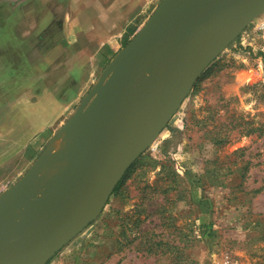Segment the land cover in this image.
<instances>
[{"label": "rangeland", "instance_id": "1", "mask_svg": "<svg viewBox=\"0 0 264 264\" xmlns=\"http://www.w3.org/2000/svg\"><path fill=\"white\" fill-rule=\"evenodd\" d=\"M24 1L15 0L20 17ZM13 7L0 0V15L7 18ZM262 21L264 12L206 64L160 134L124 169L101 212L47 264H264V29L255 27ZM41 55L34 53L26 68L24 54L17 56L15 92L32 98L33 133L17 152V178L1 194L42 154L62 172L68 155L81 153L75 135L82 130L66 124L91 87L54 91L65 63L39 64ZM149 67L157 78L139 69L130 80L146 103L159 93L154 82L162 76L155 63ZM43 109L48 114L40 119Z\"/></svg>", "mask_w": 264, "mask_h": 264}, {"label": "water", "instance_id": "2", "mask_svg": "<svg viewBox=\"0 0 264 264\" xmlns=\"http://www.w3.org/2000/svg\"><path fill=\"white\" fill-rule=\"evenodd\" d=\"M168 3H160L67 122L68 129L82 130L75 135L80 156L68 155L65 170L46 182L44 167L54 163L42 154L0 195V264H46L95 219L196 76L264 12V0H219L170 16ZM150 63L162 76L155 81L159 93L146 103L130 80L139 69L150 74Z\"/></svg>", "mask_w": 264, "mask_h": 264}, {"label": "crops", "instance_id": "3", "mask_svg": "<svg viewBox=\"0 0 264 264\" xmlns=\"http://www.w3.org/2000/svg\"><path fill=\"white\" fill-rule=\"evenodd\" d=\"M162 1L25 0V12L20 17L18 2L10 0L12 11L7 18L0 15V85H6L8 92L2 94L0 86V194L17 178V152L26 149L33 133L32 98L26 94L18 99L15 92V70L20 67L17 56L24 54V68L32 64L34 53H42L39 64L64 61L66 71L54 88L56 92H67L76 84L92 89L151 21ZM216 1L219 0H169L167 13L172 16ZM3 20L6 23L1 25ZM20 20L24 28L18 30ZM34 26H39L35 35ZM17 40H21L20 45ZM26 79L25 73L24 83ZM43 114H48L47 109L38 114L40 119Z\"/></svg>", "mask_w": 264, "mask_h": 264}, {"label": "bare ground", "instance_id": "4", "mask_svg": "<svg viewBox=\"0 0 264 264\" xmlns=\"http://www.w3.org/2000/svg\"><path fill=\"white\" fill-rule=\"evenodd\" d=\"M202 1V0H201ZM156 71V70H155ZM153 73H154V70H153V72H152V77H153ZM156 73V72H155ZM144 74H146V73H144ZM157 74H158V72H157ZM148 75V74H147ZM150 75H151V73H150ZM160 75V74H159ZM149 76V75H148ZM155 76H156V74H155ZM158 76V75H157ZM157 76H156V78H157ZM144 77H145V75H144ZM152 77H150L151 78V80H152ZM146 79H147V77H145ZM149 77H148V79L147 80H149L150 79ZM154 78V77H153ZM147 80H145V84H146V82H148ZM159 80V79H158ZM150 82V81H149ZM152 82V81H151ZM153 82H154V80H153ZM155 83V82H154ZM147 84H151V83H147ZM153 84V83H152ZM154 85V84H153ZM152 85V86H153ZM147 87H148V85H146ZM146 87V88H147ZM145 87H143V89H144ZM149 88H150V85H149ZM149 88H147L146 90H148L149 91ZM146 90H143V92H147V94L149 93V95L148 96H150V92L151 91H146ZM153 90V89H152ZM153 93V92H152ZM146 94V93H145ZM146 94V95H147ZM143 97H144V94H143ZM146 98H148V97H146ZM53 143V142H52ZM52 147L54 148V149H56V150H58V148H59V145L57 144V142L54 144H52ZM50 150V149H49ZM53 151V150H52ZM132 151H134V150H132ZM60 164H58V166H59ZM57 166V164H54L53 166H48L47 167V165L44 167V175L46 176V178H45V181L46 182H51V181H53V180H55L56 178H58V176L60 175V172H61V168H60V166L58 167ZM49 184V183H48Z\"/></svg>", "mask_w": 264, "mask_h": 264}, {"label": "built area", "instance_id": "5", "mask_svg": "<svg viewBox=\"0 0 264 264\" xmlns=\"http://www.w3.org/2000/svg\"><path fill=\"white\" fill-rule=\"evenodd\" d=\"M256 30L264 29V21L260 22L256 26ZM212 264H226L225 262H213Z\"/></svg>", "mask_w": 264, "mask_h": 264}, {"label": "trees", "instance_id": "6", "mask_svg": "<svg viewBox=\"0 0 264 264\" xmlns=\"http://www.w3.org/2000/svg\"><path fill=\"white\" fill-rule=\"evenodd\" d=\"M47 263H48V262H47ZM47 263H46V264H47Z\"/></svg>", "mask_w": 264, "mask_h": 264}]
</instances>
